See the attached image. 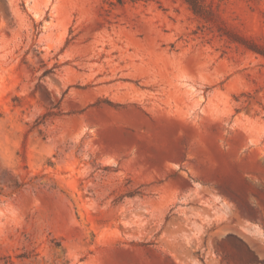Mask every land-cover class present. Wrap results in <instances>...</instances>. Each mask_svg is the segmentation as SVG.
<instances>
[{
    "label": "rangeland",
    "instance_id": "1",
    "mask_svg": "<svg viewBox=\"0 0 264 264\" xmlns=\"http://www.w3.org/2000/svg\"><path fill=\"white\" fill-rule=\"evenodd\" d=\"M206 2L0 0V264H264V0Z\"/></svg>",
    "mask_w": 264,
    "mask_h": 264
},
{
    "label": "trees",
    "instance_id": "2",
    "mask_svg": "<svg viewBox=\"0 0 264 264\" xmlns=\"http://www.w3.org/2000/svg\"><path fill=\"white\" fill-rule=\"evenodd\" d=\"M149 1H153V0H116V2L118 4H124V3H127V2H133V3H136V2H149ZM189 6L190 8L192 9V11L197 14L198 16H200L202 19L204 20H211L214 16L213 14V10L210 8V6L207 4L206 0H184ZM232 35L234 37H238V35L236 33H233L232 32ZM240 40H243V39H240ZM243 42V44H245L247 46V48L251 49V50H255L257 52H260L264 55V50L260 49L258 47V45H256L255 43L253 42H249V41H241ZM247 42V43H246ZM49 71H46V74L48 73ZM43 90V94H44V97L51 102V108H55L57 106L60 105L61 101H58V103L54 104L53 101H52V96H53V93L48 90L46 87L42 88ZM60 111L58 112H53V111H49L47 114H45V116H57V115H60Z\"/></svg>",
    "mask_w": 264,
    "mask_h": 264
}]
</instances>
